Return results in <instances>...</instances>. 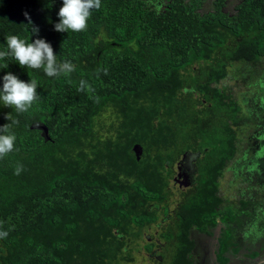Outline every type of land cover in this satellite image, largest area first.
I'll list each match as a JSON object with an SVG mask.
<instances>
[{
    "label": "trees",
    "instance_id": "obj_1",
    "mask_svg": "<svg viewBox=\"0 0 264 264\" xmlns=\"http://www.w3.org/2000/svg\"><path fill=\"white\" fill-rule=\"evenodd\" d=\"M224 1L202 12L203 0H165L161 10L101 0L84 31L57 32L63 0H0V51L8 35L43 38L57 63L74 65L49 77L0 59V89L10 72L35 79L38 97L26 112L0 102V126L9 113L18 121L14 148L0 158V264L132 260L137 247L127 244L143 238L156 218L148 204L168 199L179 165L197 180L175 212V235L164 234L173 238L168 264H192L190 229L210 236L219 222L215 253L238 251L234 225L252 203L228 206L218 190L245 117L236 96L213 84L232 63L264 57V0H239L232 13Z\"/></svg>",
    "mask_w": 264,
    "mask_h": 264
},
{
    "label": "rangeland",
    "instance_id": "obj_2",
    "mask_svg": "<svg viewBox=\"0 0 264 264\" xmlns=\"http://www.w3.org/2000/svg\"><path fill=\"white\" fill-rule=\"evenodd\" d=\"M147 1L157 10H161L165 2ZM213 1L203 0L200 11L212 10ZM237 2L239 0H225L223 10L232 13ZM193 71L196 78L204 77L202 76L204 69L201 67L195 65ZM213 85L225 88L232 96H236L243 108L241 115L245 117L237 130V152L224 168L219 180L218 193L223 204L228 206L237 207L240 199L250 200L252 203L251 214L241 215L238 224L234 225L236 228L234 241L239 246L238 250L242 248L237 252L240 253V257L246 256V264H261L264 262V57L252 63L247 61L232 63L228 66L227 76ZM174 165L175 163H172L171 167ZM179 189L180 184L175 185L170 179L167 205L171 214H174L180 203L191 194L193 187L184 185L181 191ZM151 232L152 230L150 234ZM144 240L143 235V238L134 241L133 245L137 247L145 243ZM208 240L210 239L206 238L204 241ZM252 248L260 252L256 259H249ZM133 256L132 262L120 261L119 264H168L165 259L157 262L155 258L152 260L145 257L144 250L133 251Z\"/></svg>",
    "mask_w": 264,
    "mask_h": 264
},
{
    "label": "clouds",
    "instance_id": "obj_3",
    "mask_svg": "<svg viewBox=\"0 0 264 264\" xmlns=\"http://www.w3.org/2000/svg\"><path fill=\"white\" fill-rule=\"evenodd\" d=\"M101 0H63L59 8V22L54 25L57 32H80L87 28V21L92 9H99ZM27 16L28 14L25 13ZM31 24V21L29 20ZM39 29L32 26V34L38 33ZM7 50L0 51V59L11 56L21 67L31 69H43L49 76L69 74L74 71V65L69 61L57 63L53 48L43 38H36L32 42L21 39L17 35L6 37ZM7 67V65L5 66ZM3 86L0 89V102L5 106L14 107L18 112H26L37 100V81L31 79L25 82L12 73L3 76ZM86 82L81 81L79 91L85 90ZM10 123L0 126V158L6 156L14 148L16 137L10 133V128L18 121L13 120L10 113L5 117ZM16 174L22 171V166L16 168ZM7 232H0V237L6 236Z\"/></svg>",
    "mask_w": 264,
    "mask_h": 264
},
{
    "label": "flooded vegetation",
    "instance_id": "obj_4",
    "mask_svg": "<svg viewBox=\"0 0 264 264\" xmlns=\"http://www.w3.org/2000/svg\"><path fill=\"white\" fill-rule=\"evenodd\" d=\"M195 158V157H194ZM196 174L197 171L191 168L189 172L183 170L181 165L176 168L175 176L172 178L173 184H180V191L182 187L186 185L187 187H194L196 183ZM166 202V203H165ZM148 208L153 210L156 214V218L152 220L149 224H147L142 231L144 235L145 243L137 246V251L144 250L145 257L154 260L157 262L170 261L171 258V246L173 244V238L168 237L164 238V234L170 233L171 236H174L176 233V222L177 216L176 214H171L168 205L167 198L162 202H150L148 204ZM221 222L216 226L213 234L208 236L207 234L200 233L194 228L190 229L189 236L193 239L194 247L191 251L192 264H246L247 259L246 256L240 257V253L231 252L230 248L224 251V253H215L218 249V232L220 230ZM150 230H152V234H150ZM203 238V239H201ZM210 239L204 241L205 239ZM234 241V240H232ZM210 242V244H209ZM235 242V241H234ZM147 243H150L149 246H146ZM236 244V243H235ZM133 244L129 243L127 246H132ZM238 246V245H237ZM263 246V245H261ZM239 247V246H238ZM242 247V246H241ZM264 247V246H263ZM133 249V248H132ZM242 249V248H241ZM239 249V250H241ZM253 249V248H252ZM262 249V247H261ZM238 250V251H239ZM256 250V249H253ZM257 255L250 256L249 259H256L257 256L260 255V252ZM240 252V251H239ZM262 252V251H261ZM250 254V253H249ZM133 259L130 261H126L130 263L134 260V256L132 253ZM226 258L224 262L223 259ZM255 262V261H254ZM261 264H264L261 263Z\"/></svg>",
    "mask_w": 264,
    "mask_h": 264
},
{
    "label": "water",
    "instance_id": "obj_5",
    "mask_svg": "<svg viewBox=\"0 0 264 264\" xmlns=\"http://www.w3.org/2000/svg\"><path fill=\"white\" fill-rule=\"evenodd\" d=\"M36 127H38L39 129H41V133H42L43 135H46V133H47V129L45 128L44 125L40 124V125H37ZM135 150H136V147H135Z\"/></svg>",
    "mask_w": 264,
    "mask_h": 264
}]
</instances>
